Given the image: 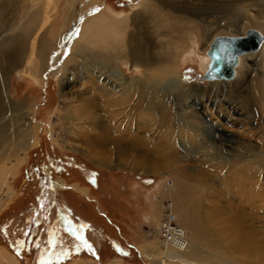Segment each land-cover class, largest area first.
<instances>
[{
	"label": "bare ground",
	"instance_id": "obj_1",
	"mask_svg": "<svg viewBox=\"0 0 264 264\" xmlns=\"http://www.w3.org/2000/svg\"><path fill=\"white\" fill-rule=\"evenodd\" d=\"M50 1L0 0L3 24L0 58L6 64L0 71V161L11 149L24 150L31 145L35 135L33 110L37 104V97L24 100L10 97L5 75L20 68L37 85L45 83L51 76L58 83L56 94L63 101L56 112L58 121L68 127L69 136L84 143L83 151L91 161L96 165L107 164L111 151L108 146L116 141L118 157L115 158H119L118 161L125 159L120 164L143 171L167 168L173 174L167 192L179 201L182 213L174 212L171 200L166 201L168 214H164L161 206L154 207L153 214L161 218L156 220V235L169 252L145 245L143 253L150 262L171 264L178 259L184 264H264V7L256 3L261 14L248 16L246 23L239 27L221 25L220 20L214 23L215 30L203 25L199 34L205 35V48L216 34L244 33L248 26L257 28L262 38L256 48L238 52L231 76L198 78L201 82L221 81L225 86H217L216 82L211 88L197 91L196 88H200L197 85L181 82L175 62L179 52L182 51V58L188 55L185 53L186 42L181 38L175 40L177 33L181 36L192 34L186 24H191L197 31L201 28H197L194 19L186 20L188 15L193 18L191 14L186 13V19H180L182 13L176 10L178 7L169 3L168 6L167 0H142L146 9L164 6L166 22L171 11L180 19H175L176 24L162 25L163 32L159 31L160 34L167 33L169 40L165 54L170 58L164 63L153 55L158 47L155 40L147 49L141 37L145 21L137 19L139 16L146 19L145 14L139 15L136 11L118 14L112 9L100 10L95 6L81 11L74 7L73 12H68L65 8L71 0H64L65 5L63 0H53L52 8L48 6ZM49 9H55V12L50 13ZM9 10L12 14L7 16L5 13ZM57 18L59 30L51 37V28ZM204 56L201 71L209 60L206 50ZM182 60L180 58V62ZM255 65L258 77L250 79L243 93L242 81L250 66ZM124 66L137 73L129 77L127 70L122 69ZM75 69L79 70L78 78H84L85 84L80 92L73 94L64 91L63 87L71 81ZM233 79L235 81L227 83ZM206 96L210 107L205 108L203 100ZM221 98L229 100L227 107H222ZM130 100L135 103L136 127L132 131L127 123L122 131L120 124L111 125L115 116L111 106ZM221 111L235 117L241 126L252 125L254 131L246 129L243 136L254 137L257 142H236L237 148L231 146L226 150L215 141L205 140L201 133L203 125L207 122L216 124L213 116H220ZM177 144L205 154L197 161L205 159L211 166L205 172L191 176L184 165L177 163ZM7 174L0 170V187ZM206 174L215 179V183L211 180L206 185L209 180ZM189 179L195 182H187ZM201 187L205 190L204 195L200 192ZM176 216L178 221H175ZM163 219L174 220L177 227L174 234L168 231L167 236L166 233L163 235ZM219 258L221 260L217 261ZM0 264L20 262L15 255L0 250Z\"/></svg>",
	"mask_w": 264,
	"mask_h": 264
},
{
	"label": "rangeland",
	"instance_id": "obj_2",
	"mask_svg": "<svg viewBox=\"0 0 264 264\" xmlns=\"http://www.w3.org/2000/svg\"><path fill=\"white\" fill-rule=\"evenodd\" d=\"M71 1V4L65 8L68 12H73L75 8L81 11L95 6L100 10L112 9L118 14L119 12L130 14L135 11L139 15L145 14L146 19L140 16L137 19L145 21L141 37L147 49L155 40L158 47L157 53L153 52V55L164 63H168L166 59L170 58V55L165 54L168 53L166 45L169 40L166 37L167 33L165 35L159 33L164 29L161 26L166 27L176 20L186 19V13L191 14L193 18L188 15L186 20L194 19L197 28H201L197 31L190 26L191 24H186L185 27L193 31L192 34L185 33L182 37L177 33L175 40L181 38L186 42L185 53L188 55L182 58L180 56L182 51L179 52L175 62L178 64L176 72L181 82L185 85H197L201 88H196L197 91L211 88L216 82L217 86H225L221 81L198 80L206 59L204 56L206 48L203 47L205 35L199 34L202 27L210 26L209 30H215L217 26L214 23L218 20L222 21L221 25L239 27L246 23L248 16L261 14L260 9L255 7L256 3L264 7V0H243L240 4L238 0H167L168 6L173 4L178 7L176 10L182 13V18H176V12L169 10L172 14H167L169 21L166 22L164 6L158 9H146L141 4L142 0ZM54 2L50 1L49 8L53 7ZM64 2L63 0V5ZM49 11L53 13L55 9ZM9 13L12 14L10 10L5 14L8 16ZM57 24L58 18L51 28V37H55L59 30ZM1 27H3L2 20H0ZM242 33L240 31L238 34ZM206 34L209 35L207 32ZM180 58L183 59L181 62ZM249 62L248 60L247 65ZM5 65V60L0 58V71L4 70ZM125 67L122 69L125 72L127 70L129 77L137 73L128 71ZM256 69V65L250 66V72H247L241 84L243 93L250 79L258 77ZM78 71L74 70L71 81L69 80L63 87L64 91L74 94L83 89L84 78H78ZM49 77L44 81L45 83L37 85L20 68L8 71L5 75V85L9 84L8 88L11 91L10 97L15 100L37 97V104L33 110L35 135L31 145L24 150L11 149L0 161V168L8 173L0 187V242L5 244L11 239L12 244L10 241L9 244L14 254L5 245H0V250L15 255L20 264H153L143 253L145 245L156 247L161 252H169L159 243L160 237L156 235L158 232L156 220L159 216L153 214L154 207L157 208L159 205L164 214H168L166 201L171 200L175 206L174 212L176 214L178 212L179 215L182 213L179 201L167 192V184L173 181V174L167 168L143 171L120 164L125 162V159L118 161L119 158L118 160L115 158L118 157L115 150L116 144L118 145L116 141L108 146L111 150L108 152V163L96 165L85 155L82 145L84 143L69 136L68 127L58 121L56 112L63 105V101L56 94L57 81ZM207 99L208 96L203 100L205 108L210 107ZM221 100L223 108L230 103L229 100L222 98ZM134 105V101L130 100L111 106V111L115 115L111 125L120 124L121 129L125 130L128 123L134 131L137 122ZM213 119L220 127L210 122L205 123L201 129L205 140L215 141L226 150L231 146L237 148L236 142H257L254 137L243 136V131L246 129L252 128L254 131L252 125L241 126L236 123L235 117L227 116L223 111L220 116L214 114ZM177 147L179 149L177 163L184 165L191 176L205 172L211 166L205 159L197 161V158H202L205 154H198L193 149L184 148L180 144H177ZM126 160L131 161L130 158ZM206 176L209 179L206 185L212 181L215 183V179L212 180L208 174ZM191 181L195 182L194 179L187 180V182ZM90 188L93 190V196L88 194ZM200 192L205 194L203 187ZM33 213L36 215V220L29 224L27 233L22 236L23 228L28 224ZM178 220L176 216L175 221ZM21 237L23 242L18 244L17 241ZM174 261L171 264H184L181 263L182 261L178 262L180 261L178 259Z\"/></svg>",
	"mask_w": 264,
	"mask_h": 264
},
{
	"label": "water",
	"instance_id": "obj_3",
	"mask_svg": "<svg viewBox=\"0 0 264 264\" xmlns=\"http://www.w3.org/2000/svg\"><path fill=\"white\" fill-rule=\"evenodd\" d=\"M261 38V33L253 26H248L242 34H216L206 48L209 60L199 76L206 78L231 76L238 52L256 48ZM262 71L264 75V55Z\"/></svg>",
	"mask_w": 264,
	"mask_h": 264
},
{
	"label": "trees",
	"instance_id": "obj_4",
	"mask_svg": "<svg viewBox=\"0 0 264 264\" xmlns=\"http://www.w3.org/2000/svg\"><path fill=\"white\" fill-rule=\"evenodd\" d=\"M139 184H140V183H139ZM92 192H93V190L90 188L89 191H88V194L91 195V196H93V195H92ZM98 202H99V200H98ZM99 203H100V202H99ZM34 214H35V213H33L32 216H31V218H29V221L31 220V222L28 221V224H26V225L24 226V228H23V231H24V232L22 233V236L25 235V234L27 233V229L29 228V226L31 225V223L33 222V220H36V219H35V216H36V215H34ZM106 216H107V215H106ZM109 221H111V219H110ZM29 224H30V225H29ZM18 240H19V239H18ZM9 241H10V244H12V240L10 239ZM9 241H6L5 244H2V243L0 242V245H3V246L5 245V247H7V249L10 250V251L13 253V251L10 249ZM17 242H18V244H19V243H22V242H23V238L21 237V239H20L19 241H17ZM63 251H64V250H63ZM64 252H66V250H65ZM13 254H14V253H13ZM18 258L21 259L20 257H18Z\"/></svg>",
	"mask_w": 264,
	"mask_h": 264
},
{
	"label": "built area",
	"instance_id": "obj_5",
	"mask_svg": "<svg viewBox=\"0 0 264 264\" xmlns=\"http://www.w3.org/2000/svg\"><path fill=\"white\" fill-rule=\"evenodd\" d=\"M161 228L163 230V235L164 233H166L165 235L167 236L168 231H170V233H173L177 230V227L175 226L174 220L173 219H163L161 222Z\"/></svg>",
	"mask_w": 264,
	"mask_h": 264
},
{
	"label": "snow or ice",
	"instance_id": "obj_6",
	"mask_svg": "<svg viewBox=\"0 0 264 264\" xmlns=\"http://www.w3.org/2000/svg\"><path fill=\"white\" fill-rule=\"evenodd\" d=\"M98 11V9H96Z\"/></svg>",
	"mask_w": 264,
	"mask_h": 264
},
{
	"label": "crops",
	"instance_id": "obj_7",
	"mask_svg": "<svg viewBox=\"0 0 264 264\" xmlns=\"http://www.w3.org/2000/svg\"><path fill=\"white\" fill-rule=\"evenodd\" d=\"M83 190V189H82ZM84 191V190H83Z\"/></svg>",
	"mask_w": 264,
	"mask_h": 264
}]
</instances>
